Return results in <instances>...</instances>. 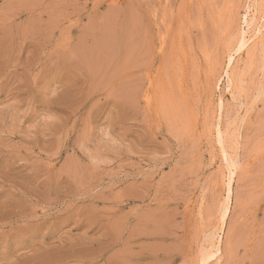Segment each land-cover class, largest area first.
Segmentation results:
<instances>
[{
    "label": "rangeland",
    "instance_id": "rangeland-1",
    "mask_svg": "<svg viewBox=\"0 0 264 264\" xmlns=\"http://www.w3.org/2000/svg\"><path fill=\"white\" fill-rule=\"evenodd\" d=\"M249 2L0 0V264H199L217 123L209 264H264V35L218 81Z\"/></svg>",
    "mask_w": 264,
    "mask_h": 264
},
{
    "label": "bare ground",
    "instance_id": "bare-ground-1",
    "mask_svg": "<svg viewBox=\"0 0 264 264\" xmlns=\"http://www.w3.org/2000/svg\"><path fill=\"white\" fill-rule=\"evenodd\" d=\"M245 11L246 12L244 13V17H243L244 19L243 24H245V27L240 28L238 39L236 41V45L234 49L228 52L227 64L218 79L220 83L224 82L225 89L229 92V94L232 96L234 100H236L235 94L237 90L239 89V86H240L239 82L241 79V75L239 74V72L234 71L236 63L237 64L239 63L237 62V58L238 56L241 55L243 51L247 50L251 44L253 45L258 44L260 39L264 35V0H250ZM244 54H246V52ZM105 57H107V54L105 55ZM88 63H89L88 65H90L91 61H89ZM91 65H94V64L91 63ZM218 98H219V102H218L219 107L224 106L225 101H224L223 96H220ZM215 130L217 132V136H216L217 141L220 144L219 146L221 147V152L223 153L222 159L223 161L225 160V168L227 170L226 180L224 181L225 182V196H224L222 205L219 209L221 227L216 231H212L213 233L210 234L208 238L209 243L202 250V254L199 258V264H209L212 259L215 263H218L222 258L223 249L221 247V244L223 242V237H224V224L226 222V218L228 217L229 212L232 207L234 182L237 176V169H238V161L236 160L229 146L225 142L226 135L228 134V132L225 130V128H223L222 123H217Z\"/></svg>",
    "mask_w": 264,
    "mask_h": 264
}]
</instances>
